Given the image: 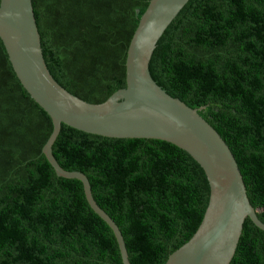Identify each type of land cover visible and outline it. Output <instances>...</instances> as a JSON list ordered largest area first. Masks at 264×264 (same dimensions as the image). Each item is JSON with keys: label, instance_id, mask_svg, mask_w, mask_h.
Returning <instances> with one entry per match:
<instances>
[{"label": "trees", "instance_id": "obj_1", "mask_svg": "<svg viewBox=\"0 0 264 264\" xmlns=\"http://www.w3.org/2000/svg\"><path fill=\"white\" fill-rule=\"evenodd\" d=\"M150 0H32L41 47L70 94L91 103L125 88L131 36ZM158 77L225 140L264 223V0H189L154 55ZM52 123L0 45V264H122L116 239L42 147ZM52 152L88 179L130 264H164L197 230L204 173L178 146L61 124ZM229 264H264V231L245 218Z\"/></svg>", "mask_w": 264, "mask_h": 264}, {"label": "water", "instance_id": "obj_2", "mask_svg": "<svg viewBox=\"0 0 264 264\" xmlns=\"http://www.w3.org/2000/svg\"><path fill=\"white\" fill-rule=\"evenodd\" d=\"M188 1H149L127 47L125 88L91 103L67 92L50 68L32 0H0L1 48L15 77L53 126L42 152L57 177L81 181L88 204L116 239L122 264L130 263L118 225L92 196L87 177L63 169L52 152L61 124L107 137L164 140L185 150L202 170L208 193L203 218L192 237L173 250L164 264H229L246 217L264 231L230 147L198 114L203 107L193 109L181 101L154 68L161 38Z\"/></svg>", "mask_w": 264, "mask_h": 264}]
</instances>
